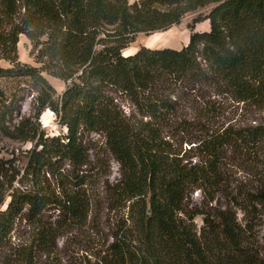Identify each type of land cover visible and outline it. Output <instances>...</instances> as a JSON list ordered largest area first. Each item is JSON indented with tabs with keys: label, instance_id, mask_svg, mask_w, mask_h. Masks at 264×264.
<instances>
[{
	"label": "trees",
	"instance_id": "16d2710c",
	"mask_svg": "<svg viewBox=\"0 0 264 264\" xmlns=\"http://www.w3.org/2000/svg\"><path fill=\"white\" fill-rule=\"evenodd\" d=\"M24 1L26 25L40 35L20 29L3 39L2 49L9 52L12 67L0 68V81L31 79L39 94L38 116L52 108L67 135L46 137L29 120L11 129L9 123L23 99L8 103L1 86L0 133L35 144L30 163L34 177L50 167L52 157L74 168L86 166L83 136L96 133L105 138L120 165L116 192L132 202V217L130 226L114 234L98 264H261L235 215L222 214L219 224L205 218L198 231L194 220L201 213L190 212L187 201L194 189L222 188L220 169L229 149L263 154L264 125L207 133L190 142L195 146L189 151L196 148L206 158L204 164H194L181 153L170 152L172 145L163 138L160 119L172 107L159 95L157 85L170 79L214 83L235 101L264 111V0H139L132 5L129 0ZM210 5L214 7L204 19L210 30L198 33L189 26L190 41L181 50L141 47L133 55H123L139 34L167 31ZM22 34L32 42L46 37L41 52L48 70L18 61L16 46ZM44 71L71 81L60 100L53 99L56 91L43 77ZM114 93L128 97L147 121L126 116ZM78 199L14 193L6 209H0V251L22 216L35 223L45 209L57 205L80 218ZM52 239L45 228L39 229L37 250H49ZM36 252L30 247L17 252L16 258L19 264H36ZM1 258L0 252V262Z\"/></svg>",
	"mask_w": 264,
	"mask_h": 264
},
{
	"label": "rangeland",
	"instance_id": "374dc122",
	"mask_svg": "<svg viewBox=\"0 0 264 264\" xmlns=\"http://www.w3.org/2000/svg\"><path fill=\"white\" fill-rule=\"evenodd\" d=\"M138 1L129 0V4ZM24 7V0H0V68L12 67L9 52L2 49L3 39L11 38L20 29L40 35L33 28L27 27ZM213 7L210 5L186 15L180 25L167 31L139 34L136 41L123 51V55H133L141 47L181 50L189 44V26H193L198 33L210 30L209 21L204 19ZM196 19L201 23L195 24ZM44 41L46 37H38L32 42L26 34L20 35L16 46L18 61L48 70L41 52ZM199 61L202 62L201 58ZM202 65L205 67L203 62ZM42 75L56 91L53 99L60 100L71 81H62L48 71ZM79 75L80 72L74 78ZM0 86L9 98L8 103L12 99L16 102L23 99L17 103L19 113L9 123L11 129L17 127L19 122L29 120L39 126L40 133L46 137L67 135L59 119L51 127L42 128L44 110L38 116L39 94L31 79H4L0 81ZM221 87L214 83L196 84L180 79L161 81L157 85L159 95L172 107L160 119L163 138L174 150L170 152L181 153L182 157L194 164H204L206 158L203 151H196V148L189 151L190 147L195 146L190 142L203 139L207 133L217 135L228 129L264 125V111L235 101ZM113 97L126 116L147 121L148 118H143L137 112L128 97L121 93H114ZM82 141L88 160L86 166L74 168L68 161L52 157L50 167L36 172L34 177L30 163L34 158L35 144L13 140L0 133L1 210L6 209L14 193L42 192L59 199H66L67 195L78 197L82 208L80 218L66 214L57 205L45 209L35 223H31L26 214L22 216L16 222L9 241L0 251L3 257L0 264H19L16 253L30 247L37 251L36 264H98L112 243L114 234L130 226L132 202L116 192L121 180L118 161L102 135L87 133ZM220 171L224 179L222 188L214 191L194 189L188 198V210L194 214L201 213L195 218L194 226L199 231L205 218L219 224L222 214L235 215L237 224L246 231L250 245L257 251L260 263L264 264V151L260 155L245 149H229ZM41 228L53 235L49 250H37Z\"/></svg>",
	"mask_w": 264,
	"mask_h": 264
},
{
	"label": "built area",
	"instance_id": "2783aa9c",
	"mask_svg": "<svg viewBox=\"0 0 264 264\" xmlns=\"http://www.w3.org/2000/svg\"><path fill=\"white\" fill-rule=\"evenodd\" d=\"M59 119L60 121V115L54 111L52 108H46L44 109L42 118H41V125L42 128L46 129L48 127H51L53 122L57 121ZM66 132V129H65Z\"/></svg>",
	"mask_w": 264,
	"mask_h": 264
},
{
	"label": "bare ground",
	"instance_id": "6f19581e",
	"mask_svg": "<svg viewBox=\"0 0 264 264\" xmlns=\"http://www.w3.org/2000/svg\"><path fill=\"white\" fill-rule=\"evenodd\" d=\"M188 43H189V41H188Z\"/></svg>",
	"mask_w": 264,
	"mask_h": 264
},
{
	"label": "crops",
	"instance_id": "0c3cea01",
	"mask_svg": "<svg viewBox=\"0 0 264 264\" xmlns=\"http://www.w3.org/2000/svg\"><path fill=\"white\" fill-rule=\"evenodd\" d=\"M151 49V48H150Z\"/></svg>",
	"mask_w": 264,
	"mask_h": 264
}]
</instances>
